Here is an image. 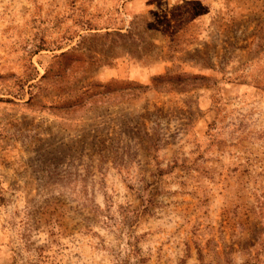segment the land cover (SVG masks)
Here are the masks:
<instances>
[{
  "label": "rangeland",
  "instance_id": "obj_1",
  "mask_svg": "<svg viewBox=\"0 0 264 264\" xmlns=\"http://www.w3.org/2000/svg\"><path fill=\"white\" fill-rule=\"evenodd\" d=\"M0 264H264V0H0Z\"/></svg>",
  "mask_w": 264,
  "mask_h": 264
}]
</instances>
